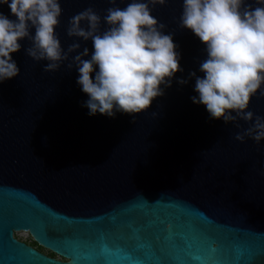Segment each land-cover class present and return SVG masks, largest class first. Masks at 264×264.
<instances>
[{
  "label": "water",
  "instance_id": "obj_1",
  "mask_svg": "<svg viewBox=\"0 0 264 264\" xmlns=\"http://www.w3.org/2000/svg\"><path fill=\"white\" fill-rule=\"evenodd\" d=\"M60 3L62 47L91 50L67 35L69 20L89 7L103 17L112 0ZM182 11L183 0L152 8L182 71L135 116H90L75 68L46 72L20 42V75L0 84V264H264V141H237L250 123L226 125L193 103L190 74L203 76L207 52L180 27ZM249 111L264 117V88Z\"/></svg>",
  "mask_w": 264,
  "mask_h": 264
},
{
  "label": "clouds",
  "instance_id": "obj_2",
  "mask_svg": "<svg viewBox=\"0 0 264 264\" xmlns=\"http://www.w3.org/2000/svg\"><path fill=\"white\" fill-rule=\"evenodd\" d=\"M150 3L131 0L121 8L112 0L114 6L103 17L91 7L75 14L67 35L90 41L92 48L81 50L74 42L65 51L56 32L63 11L60 0H0L15 17L0 12V84L20 75L13 54L27 40V55L46 61V72L59 71L65 62L68 69L75 68L90 116L114 119L117 112L143 113L164 94L161 86L171 87L182 71L173 36L152 15V8L165 0ZM180 27L192 31L207 52L199 65L203 76L190 74L197 93L193 103L226 125L250 123L235 136L237 141H264V117L249 111L253 97L264 88V0L255 7L246 0H183Z\"/></svg>",
  "mask_w": 264,
  "mask_h": 264
},
{
  "label": "rangeland",
  "instance_id": "obj_3",
  "mask_svg": "<svg viewBox=\"0 0 264 264\" xmlns=\"http://www.w3.org/2000/svg\"><path fill=\"white\" fill-rule=\"evenodd\" d=\"M15 238L18 239L21 242L26 243V244L35 245L33 239L27 233H24V232L15 233ZM37 248L40 249V251H42L45 255H51V256H54V258H56L58 260H61L59 257H57L56 255L52 254L51 252H49L47 250H44V249H42L40 247H37Z\"/></svg>",
  "mask_w": 264,
  "mask_h": 264
},
{
  "label": "flooded vegetation",
  "instance_id": "obj_4",
  "mask_svg": "<svg viewBox=\"0 0 264 264\" xmlns=\"http://www.w3.org/2000/svg\"><path fill=\"white\" fill-rule=\"evenodd\" d=\"M27 245H29V244H27ZM29 246H31V247L35 248L37 251L43 253L42 251H40V249L37 248V246H35V245H29ZM43 254H44V253H43ZM47 256H48V257H51V258H54V256H51V255H47Z\"/></svg>",
  "mask_w": 264,
  "mask_h": 264
},
{
  "label": "trees",
  "instance_id": "obj_5",
  "mask_svg": "<svg viewBox=\"0 0 264 264\" xmlns=\"http://www.w3.org/2000/svg\"><path fill=\"white\" fill-rule=\"evenodd\" d=\"M35 244V243H34ZM35 246H37V244H35ZM38 247V246H37Z\"/></svg>",
  "mask_w": 264,
  "mask_h": 264
}]
</instances>
